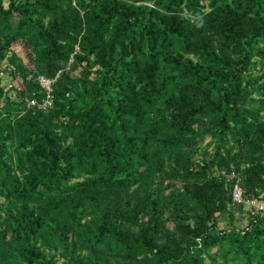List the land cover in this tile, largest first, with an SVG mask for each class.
I'll use <instances>...</instances> for the list:
<instances>
[{
    "label": "trees",
    "instance_id": "trees-1",
    "mask_svg": "<svg viewBox=\"0 0 264 264\" xmlns=\"http://www.w3.org/2000/svg\"><path fill=\"white\" fill-rule=\"evenodd\" d=\"M0 73V264H264V0H0Z\"/></svg>",
    "mask_w": 264,
    "mask_h": 264
},
{
    "label": "built area",
    "instance_id": "built-area-1",
    "mask_svg": "<svg viewBox=\"0 0 264 264\" xmlns=\"http://www.w3.org/2000/svg\"><path fill=\"white\" fill-rule=\"evenodd\" d=\"M38 80L47 93V97H46L47 100L43 103V107H47L48 104H50L52 82L54 81V79H48L44 76H39ZM34 103H35L34 101L30 102V104H34ZM232 201L234 203L243 204L244 210L246 212L251 210V208L262 209L264 207L263 201L258 203L257 199L244 198L243 189L239 183H235L233 186Z\"/></svg>",
    "mask_w": 264,
    "mask_h": 264
},
{
    "label": "rangeland",
    "instance_id": "rangeland-1",
    "mask_svg": "<svg viewBox=\"0 0 264 264\" xmlns=\"http://www.w3.org/2000/svg\"><path fill=\"white\" fill-rule=\"evenodd\" d=\"M15 48H16V50H18L20 52H23L21 47L16 46ZM4 64H5V62L1 63V67L2 68H4ZM0 74H2V73H0ZM3 82H9V77H7V75H5V77L3 78ZM257 202L259 203V202H262V201L257 200ZM238 216H240V218L238 219V223H242V222L245 223V221H247L246 216L243 218L244 215L242 216L241 212L238 213ZM220 224L223 225V222H220ZM208 264H210L209 260H208Z\"/></svg>",
    "mask_w": 264,
    "mask_h": 264
}]
</instances>
